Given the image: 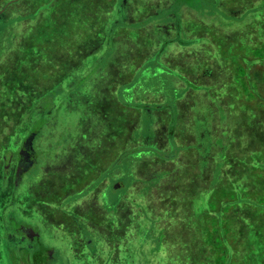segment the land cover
I'll use <instances>...</instances> for the list:
<instances>
[{
	"label": "rangeland",
	"instance_id": "1",
	"mask_svg": "<svg viewBox=\"0 0 264 264\" xmlns=\"http://www.w3.org/2000/svg\"><path fill=\"white\" fill-rule=\"evenodd\" d=\"M44 1L0 8V264H264V78L229 56L264 0Z\"/></svg>",
	"mask_w": 264,
	"mask_h": 264
},
{
	"label": "trees",
	"instance_id": "2",
	"mask_svg": "<svg viewBox=\"0 0 264 264\" xmlns=\"http://www.w3.org/2000/svg\"><path fill=\"white\" fill-rule=\"evenodd\" d=\"M10 1L12 2L13 0H0V8H2L4 6H8L11 3ZM51 1L52 0H46L43 3H40L38 8L39 9L46 8V6ZM42 4H44V5H42ZM262 26H263V30H264V25H262ZM262 36H263L262 33L258 34L259 38H262ZM259 38L254 39L250 48H246L242 45H239V46L236 45L237 47L234 49V52L231 54L229 53V56L231 57L230 60L232 61V78H233V81H235V82H233V84L239 87L241 93L247 99L249 98V94L247 95V92L250 91V89L248 88V84L245 83V80L247 81V79H248L247 78L248 73L249 74L251 73V71L249 69L251 67L258 66V70L254 73L255 74L254 76H259V77L264 78V39L261 40ZM237 43H239V42H237ZM261 51H263V53ZM245 87H247L246 90H245ZM259 103L261 105V102L259 100H257L256 105H258ZM111 167H113V166H111ZM108 170H110V169H108ZM108 170H107V174L110 172ZM110 180L112 182L113 179L110 178ZM262 189L259 190V191H261V193L263 192ZM249 192H250V194L244 193V194H240L238 196H232V198H234L237 203H239L240 201H246L249 204L255 205V203H251V200H252V197L256 196V194L252 191H249ZM214 197L215 196H213L209 199L208 208H209V211L215 212V207H216V211L219 213V209H217V207L219 206V204L221 202L220 197H216V198H214ZM260 200H261V197H259L257 202H259L261 206L264 205V197H263V200H261V201ZM205 221L207 222L206 226H208V228H210V231L212 230L215 233L217 230L218 224L215 223V218L213 217V215L210 216V215L205 214ZM224 221H225V219L220 220L221 223ZM213 232H211V233H213ZM206 233H210V232L206 231ZM15 249L16 250H14V251L12 250L11 253L12 252L18 253V250L19 251H22V250L25 251V249L21 248L20 246L16 247ZM26 253H28V252H26ZM25 254H23V256L21 258H19L20 264L25 263V258H26ZM17 260L18 259H16V262H17ZM17 264H19V263H17Z\"/></svg>",
	"mask_w": 264,
	"mask_h": 264
},
{
	"label": "flooded vegetation",
	"instance_id": "3",
	"mask_svg": "<svg viewBox=\"0 0 264 264\" xmlns=\"http://www.w3.org/2000/svg\"><path fill=\"white\" fill-rule=\"evenodd\" d=\"M34 156V150L32 148V141H30L29 139L27 141H25L23 143V147L22 150L20 152V154L18 155V162H17V167L18 169H22V170H26V167L31 166L33 164V160L32 157ZM22 225V224H21ZM20 227H18V233L23 236L24 238H27L28 240H33L35 238L34 235H32L33 233L28 231L30 227L24 226L22 225ZM11 226V225H10ZM10 234H12V229L9 230ZM30 234L32 235V237H30ZM33 259L29 260V257L26 256L25 258V263L24 264H44L48 262V255L47 252L45 250L44 253L42 252H35L33 251L32 255ZM31 259V257H30Z\"/></svg>",
	"mask_w": 264,
	"mask_h": 264
},
{
	"label": "water",
	"instance_id": "4",
	"mask_svg": "<svg viewBox=\"0 0 264 264\" xmlns=\"http://www.w3.org/2000/svg\"><path fill=\"white\" fill-rule=\"evenodd\" d=\"M29 140L31 141V138H29ZM22 171H24V170H22V169H18V171H17V173H16V176H17V178H19L20 176H21V172ZM29 230L28 231H30V232H32V229L31 228H28ZM33 235V234H32ZM32 235L30 234V237H32ZM49 254H51V253H49Z\"/></svg>",
	"mask_w": 264,
	"mask_h": 264
},
{
	"label": "crops",
	"instance_id": "5",
	"mask_svg": "<svg viewBox=\"0 0 264 264\" xmlns=\"http://www.w3.org/2000/svg\"><path fill=\"white\" fill-rule=\"evenodd\" d=\"M117 182H118V181H112V182H111V185H112V186H110V185H109V186H110L111 188H116V189H117V188H118V184H117ZM113 185H114V186H113Z\"/></svg>",
	"mask_w": 264,
	"mask_h": 264
}]
</instances>
